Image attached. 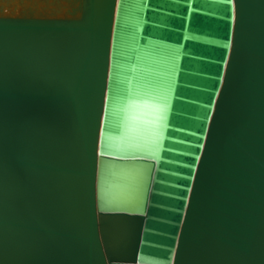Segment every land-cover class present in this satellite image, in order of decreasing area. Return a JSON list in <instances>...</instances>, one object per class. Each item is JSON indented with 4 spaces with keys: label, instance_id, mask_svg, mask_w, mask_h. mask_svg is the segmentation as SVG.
Masks as SVG:
<instances>
[{
    "label": "water",
    "instance_id": "obj_1",
    "mask_svg": "<svg viewBox=\"0 0 264 264\" xmlns=\"http://www.w3.org/2000/svg\"><path fill=\"white\" fill-rule=\"evenodd\" d=\"M0 1V264H264V0Z\"/></svg>",
    "mask_w": 264,
    "mask_h": 264
},
{
    "label": "bare ground",
    "instance_id": "obj_2",
    "mask_svg": "<svg viewBox=\"0 0 264 264\" xmlns=\"http://www.w3.org/2000/svg\"><path fill=\"white\" fill-rule=\"evenodd\" d=\"M16 1H17V0H14V3H16ZM2 3H3V1H0V4H2ZM38 4L41 5L40 3H38ZM24 5H29V3H24ZM39 5H38V6H39Z\"/></svg>",
    "mask_w": 264,
    "mask_h": 264
},
{
    "label": "snow or ice",
    "instance_id": "obj_3",
    "mask_svg": "<svg viewBox=\"0 0 264 264\" xmlns=\"http://www.w3.org/2000/svg\"><path fill=\"white\" fill-rule=\"evenodd\" d=\"M224 2H226V3H231V0H224Z\"/></svg>",
    "mask_w": 264,
    "mask_h": 264
}]
</instances>
